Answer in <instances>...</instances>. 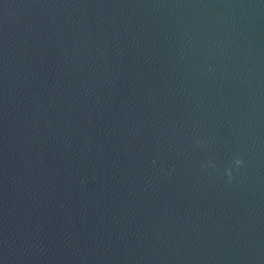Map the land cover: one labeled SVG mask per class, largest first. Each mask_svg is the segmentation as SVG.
Returning <instances> with one entry per match:
<instances>
[{
	"label": "water",
	"instance_id": "obj_1",
	"mask_svg": "<svg viewBox=\"0 0 264 264\" xmlns=\"http://www.w3.org/2000/svg\"><path fill=\"white\" fill-rule=\"evenodd\" d=\"M0 264H264V0H0Z\"/></svg>",
	"mask_w": 264,
	"mask_h": 264
},
{
	"label": "clouds",
	"instance_id": "obj_2",
	"mask_svg": "<svg viewBox=\"0 0 264 264\" xmlns=\"http://www.w3.org/2000/svg\"><path fill=\"white\" fill-rule=\"evenodd\" d=\"M237 165H239V161H237Z\"/></svg>",
	"mask_w": 264,
	"mask_h": 264
}]
</instances>
